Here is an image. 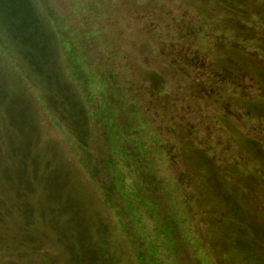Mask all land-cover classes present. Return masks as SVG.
I'll return each mask as SVG.
<instances>
[{
	"label": "rangeland",
	"instance_id": "374dc122",
	"mask_svg": "<svg viewBox=\"0 0 264 264\" xmlns=\"http://www.w3.org/2000/svg\"><path fill=\"white\" fill-rule=\"evenodd\" d=\"M31 5L55 87L0 13V264H264V0Z\"/></svg>",
	"mask_w": 264,
	"mask_h": 264
},
{
	"label": "trees",
	"instance_id": "16d2710c",
	"mask_svg": "<svg viewBox=\"0 0 264 264\" xmlns=\"http://www.w3.org/2000/svg\"><path fill=\"white\" fill-rule=\"evenodd\" d=\"M0 13H4L6 16L8 27L4 30L11 43L10 47L20 54L30 68L38 75L40 74L39 76L49 90L54 88L56 74L54 66L56 64L49 59L52 52L48 35L45 34L36 17L31 0H0ZM84 36L86 39L92 37L87 33ZM17 39H20L21 42H16ZM26 49L28 50L26 51ZM32 49L37 57L32 56ZM53 99H55V96L51 95L49 102L54 105L55 101ZM82 137L79 136V142Z\"/></svg>",
	"mask_w": 264,
	"mask_h": 264
}]
</instances>
